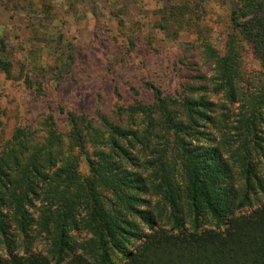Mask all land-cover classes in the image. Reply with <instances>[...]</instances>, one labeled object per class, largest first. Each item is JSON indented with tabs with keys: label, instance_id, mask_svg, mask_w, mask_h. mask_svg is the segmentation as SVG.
<instances>
[{
	"label": "trees",
	"instance_id": "obj_1",
	"mask_svg": "<svg viewBox=\"0 0 264 264\" xmlns=\"http://www.w3.org/2000/svg\"><path fill=\"white\" fill-rule=\"evenodd\" d=\"M202 1L166 4L157 25L196 31L205 71L183 75L179 58L175 88L143 75L109 111L46 102L38 129L0 142V264H264L262 0H231L222 50ZM19 78L47 94L42 74Z\"/></svg>",
	"mask_w": 264,
	"mask_h": 264
},
{
	"label": "rangeland",
	"instance_id": "obj_2",
	"mask_svg": "<svg viewBox=\"0 0 264 264\" xmlns=\"http://www.w3.org/2000/svg\"><path fill=\"white\" fill-rule=\"evenodd\" d=\"M180 1L0 0V58L12 67V76L0 69V142L18 126L38 129L46 102L79 112L109 111L116 103L132 102L130 87L140 88L143 75L175 88L179 58L186 63L183 75L205 71L196 31L180 30L173 37L158 28L163 7ZM231 5V0H205L198 12L202 32L220 50ZM262 5L264 13V0ZM135 36L138 43L129 50ZM243 66L261 68L251 50L244 52ZM33 71L47 79L44 98L19 78ZM58 74L62 79L55 80ZM55 118L64 128L63 114L56 110Z\"/></svg>",
	"mask_w": 264,
	"mask_h": 264
}]
</instances>
